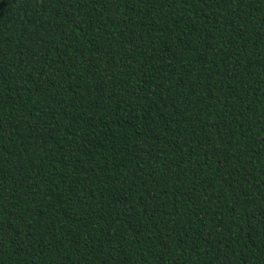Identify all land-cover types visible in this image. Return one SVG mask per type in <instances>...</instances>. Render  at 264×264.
<instances>
[{"label":"trees","instance_id":"trees-1","mask_svg":"<svg viewBox=\"0 0 264 264\" xmlns=\"http://www.w3.org/2000/svg\"><path fill=\"white\" fill-rule=\"evenodd\" d=\"M0 264H264V0H0Z\"/></svg>","mask_w":264,"mask_h":264}]
</instances>
